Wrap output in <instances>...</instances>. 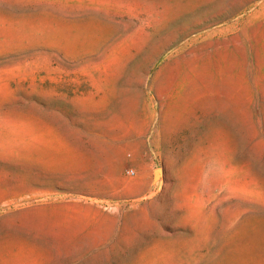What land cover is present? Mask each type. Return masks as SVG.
I'll return each instance as SVG.
<instances>
[{"label": "rangeland", "instance_id": "rangeland-1", "mask_svg": "<svg viewBox=\"0 0 264 264\" xmlns=\"http://www.w3.org/2000/svg\"><path fill=\"white\" fill-rule=\"evenodd\" d=\"M0 264H264V0H0Z\"/></svg>", "mask_w": 264, "mask_h": 264}, {"label": "built area", "instance_id": "built-area-1", "mask_svg": "<svg viewBox=\"0 0 264 264\" xmlns=\"http://www.w3.org/2000/svg\"><path fill=\"white\" fill-rule=\"evenodd\" d=\"M129 171H132V170H129Z\"/></svg>", "mask_w": 264, "mask_h": 264}]
</instances>
